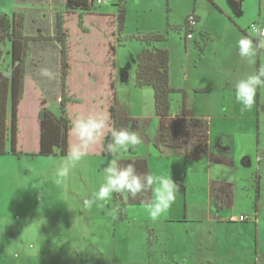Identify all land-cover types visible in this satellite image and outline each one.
Here are the masks:
<instances>
[{
  "label": "rangeland",
  "instance_id": "374dc122",
  "mask_svg": "<svg viewBox=\"0 0 264 264\" xmlns=\"http://www.w3.org/2000/svg\"><path fill=\"white\" fill-rule=\"evenodd\" d=\"M255 1L240 0L250 7L249 4ZM200 2L206 10L203 12L202 21L195 24L192 33L195 41L191 40L187 46L184 45L183 34L167 30V24L176 25L175 23L183 20L189 0H127L122 34L125 37L127 34L137 32H166V41L159 43L157 47L168 52L170 85L175 88L182 85L180 89L183 90L188 110L193 109L191 111L196 113L201 111L207 118L212 116L214 121L219 114L223 115L220 127L213 130L215 138L213 136L208 147L212 150L210 151L212 156L208 153L200 161H193L186 158L182 149H177L174 152L165 151L161 161L151 160V171L170 174L177 183L179 190L175 202L181 205V215L177 218L176 225L183 227L185 224V228L190 224L184 218V204L205 199L195 187L207 185V172L210 168L214 169L219 165L235 171L236 158L233 153L238 154L241 151L244 158L239 160L237 169L239 172L264 171V160L259 164V158L263 156H256L255 153L256 127L248 122L246 117L243 118L245 112L241 111V106L237 111H232L230 107L224 110L216 102L220 103L223 99L229 102L230 96L224 94L225 98L222 99V94L216 90L208 94L193 92L189 86L196 83L198 78L192 71L188 75L187 70V66H193L202 55L199 47H203L204 41L198 30L202 25L209 31L212 30L213 35L217 37L215 41L208 43L207 54L203 55L205 62L212 59L220 60L223 52L230 51L225 71H232L234 75H245L264 68V49L258 50L253 63H248L239 55L235 45L237 39L243 35L244 32H241L243 29L249 35L251 18L264 24V0L260 9L256 8L252 13H247L246 8L240 10V13L235 9L236 6L227 8L226 4H235L233 0ZM113 4L114 0H108L101 4L98 10L115 13L116 7ZM0 11L12 17V0H0ZM134 45L144 47V43L139 40L128 38L121 40L116 49L119 67L126 70L128 62V66H136V55L132 58L133 63L130 62ZM241 67L243 69H239ZM222 82L226 84V81ZM121 84L126 83L119 82L118 90L122 88L120 86H125ZM118 90L119 119L127 114L128 107L126 99ZM258 96L264 101V87L257 90L256 97ZM178 98L177 95L176 100ZM210 102L215 103L213 105L215 111L208 108ZM201 103L203 106L200 107ZM175 108L177 109V105ZM248 112L249 110L246 111ZM132 115L136 116L134 113ZM261 115V121L264 122V112ZM129 119L128 125H132L133 118ZM150 123L154 126L155 121ZM261 126L263 148L264 123ZM135 131L138 132V129ZM217 134L219 136L216 139ZM140 137L139 147L142 151H145V142L154 150L156 143L152 144L150 140L152 135L150 137L149 131L146 133L142 131ZM224 148L227 149L222 150ZM221 156H224L225 160H216ZM64 158L61 156L17 158L10 154L0 155V221L7 218V223H0V264H137L134 259L145 256L149 251V244L152 242L150 235L166 232L170 221L169 214L158 221H152L145 206L122 209L114 197L104 203L85 206L84 199L103 182L105 167L115 159V153L109 154L106 151L101 157L86 156L73 169L67 188L59 187L53 182L55 166ZM247 158L251 159L250 164L243 162H248ZM164 164H167V171ZM252 185L256 186L254 182Z\"/></svg>",
  "mask_w": 264,
  "mask_h": 264
},
{
  "label": "trees",
  "instance_id": "16d2710c",
  "mask_svg": "<svg viewBox=\"0 0 264 264\" xmlns=\"http://www.w3.org/2000/svg\"><path fill=\"white\" fill-rule=\"evenodd\" d=\"M114 1L116 12L105 13L98 10L99 0H12L11 19L0 15V155L66 157L75 142L69 120L77 113L107 112L116 128L132 129L117 117L116 49L126 38L144 43L136 55L134 84L153 92L160 120L157 150L183 148L193 161L206 155L210 122L202 115L188 117L183 90L169 83V55L157 47L166 41V32L123 37L127 0ZM195 24L197 17L191 13L182 24H167V30L182 33L185 40ZM199 36L206 38L202 31ZM44 69L51 77L41 74ZM177 95L178 111L172 115ZM107 142L105 138L92 146L88 156H104ZM130 155L134 161L117 154L114 160L134 162L137 172L150 171L146 158L133 151ZM218 191L229 201L224 187ZM113 197L122 209L144 206L141 201L148 199L147 194ZM253 200L255 205L257 195Z\"/></svg>",
  "mask_w": 264,
  "mask_h": 264
},
{
  "label": "crops",
  "instance_id": "0c3cea01",
  "mask_svg": "<svg viewBox=\"0 0 264 264\" xmlns=\"http://www.w3.org/2000/svg\"><path fill=\"white\" fill-rule=\"evenodd\" d=\"M233 1L235 3L234 5L226 4V7L230 8V6H236L235 9L238 13L244 8L247 9V13H252L256 8L260 9L263 2V0H256L249 4L251 5L250 7L245 3L240 2V0ZM223 3L225 4L226 2ZM205 10L206 9L201 4L200 0H189V5L186 9L187 12H184L185 15L183 16V20L180 22L175 21L178 22L175 24H182L186 16L191 13L196 15L197 23H200L203 19V12H205ZM0 15H6L11 19L9 15L3 14L2 11H0ZM251 20L253 22L254 18H251ZM193 29L195 30V27H193ZM198 30L206 34V38L203 40V47H199V50L202 53L199 60L195 61L193 66H187L188 75L192 71L196 73L198 78V81L193 85H190L189 88L195 93L200 92L205 94L210 93L212 90H216L219 94H222V99L224 94L226 96L228 95L231 97L229 102L223 99L220 103L216 102V104L223 107L224 110H227V108L230 107L232 111H237L241 105L235 101L233 84L235 80L243 74L234 75V72L232 71H225L228 66L227 59L230 51H227L228 53L223 52L220 60L212 59V61L209 60L205 62L203 55L207 54L208 43L215 41L217 37L213 35L212 30L209 31L203 25L199 26ZM241 32H244L243 35H246L244 29ZM129 35L131 34L125 36ZM191 40L195 41L193 35L191 38H185L184 45L187 46ZM141 49L142 46L140 45L133 46L130 62L133 63V56L137 55ZM117 57L118 54L116 52V88L118 90L119 82L126 83L121 84L125 86H120L122 88L118 91H120L126 99L129 110H127L126 115L119 117V120L129 122V117H132V130L135 131L138 129L139 134H141L142 131H145V133L146 131H149L150 137L152 135L150 140H152V144L154 145L157 142L156 137L158 139L157 130L159 128L160 120L154 109L153 92L150 88H136L134 84L135 66H128V62L127 69L125 70L117 65ZM239 69L243 68L241 67ZM218 71L220 72L219 74L216 73ZM222 81H226V84L224 85ZM175 86L179 87V85ZM180 87H182V85ZM180 87L178 89H180ZM258 89L261 90V88ZM186 103L187 102H185V111L188 117L204 116L201 111L196 113L191 111L193 109L188 110ZM175 105H177V109L175 108ZM213 105H215V103L210 102L207 106L210 110L212 109L215 111L216 109ZM255 105L256 107H253V110H249L248 113H246L247 110L244 111L245 115L243 118L246 117L248 122L256 127L257 134L255 138L257 147L255 153L256 156H263L262 158H259L260 164L262 160H264V147L261 148V142L263 141L261 125L264 123L261 121V113L264 112V101L258 96V98L256 97ZM199 106L201 107L203 104L201 103ZM177 111L178 103L176 100L172 109V115ZM132 112L136 114L135 117L132 115ZM222 116V114H219L216 119L217 121H214L212 116L208 118L204 116L210 122L209 144L214 136V128L216 129L220 127L219 123ZM153 120L155 121L154 126L150 123ZM218 136L219 134H217L216 139ZM223 142H225V138H223ZM106 144H104L105 153ZM144 145L145 151H142L138 146L133 152H135L137 156L144 157L148 160L149 170L151 171V160H163V153H165V151L159 152L156 147L152 150L148 142H145ZM181 149L186 156L184 149L180 148L179 150ZM226 149L227 148H224L222 150ZM171 151L174 152V150ZM210 151L212 150L208 148L206 154H210ZM241 154V151L238 154L233 153V156L236 158L234 164L235 171H231V168L219 165L214 169L210 168L209 172H207V185L195 187V190L200 193L203 198L205 196V199L203 201L193 200L194 202L191 203L185 202L184 218L186 222H189L190 224L188 228H185V224L183 227L176 225V220L181 215V205L178 202L172 204L168 211L170 216L168 219L170 221H167L169 225L166 227V232L150 235V240L152 242L149 244V251H147L145 256H141L140 258L136 257L134 259L137 264H264V171L256 170L251 173L250 171L248 173L239 172L237 170L239 160L244 158ZM210 155L212 156V154ZM238 155H240V157ZM211 159L212 158L210 157V160ZM216 160L225 159L224 156H221V158ZM250 160V158H247L248 162H243L250 164ZM164 165V168L167 171V164ZM209 166L211 167V165ZM253 182L256 187H258L257 194H254L255 187L252 185ZM220 187H224V190L230 195L229 201L225 198L226 195L222 191H218ZM186 190L187 188H185V193H187ZM255 195H257V200L255 205H253V196ZM239 216H245L246 220L237 221L236 219ZM155 242H157L156 245L154 244Z\"/></svg>",
  "mask_w": 264,
  "mask_h": 264
},
{
  "label": "clouds",
  "instance_id": "9594fccd",
  "mask_svg": "<svg viewBox=\"0 0 264 264\" xmlns=\"http://www.w3.org/2000/svg\"><path fill=\"white\" fill-rule=\"evenodd\" d=\"M239 55L248 63H253L258 50L264 49V24L253 21L249 24V35H241L236 41ZM42 75L51 77L44 69ZM264 87V68L254 73L237 78L233 84L235 101L241 105V111L251 110L256 104L258 88ZM70 132L75 142L67 151L66 157L55 166L53 182L67 188L74 168L88 156L89 149L108 138L106 151L117 154L121 158L134 161L130 152L141 144L140 134L128 127L116 128L110 121L107 112L77 113L69 120ZM179 190L170 174L154 171L137 172L134 162L122 164L119 160H111L105 167L103 182L93 190L84 204L104 203L114 194L135 199L138 195L147 194L148 199L141 202L152 221H158L167 215L176 200ZM0 223H7V218Z\"/></svg>",
  "mask_w": 264,
  "mask_h": 264
},
{
  "label": "built area",
  "instance_id": "2783aa9c",
  "mask_svg": "<svg viewBox=\"0 0 264 264\" xmlns=\"http://www.w3.org/2000/svg\"><path fill=\"white\" fill-rule=\"evenodd\" d=\"M99 2H101V0H99ZM106 2H107V1L104 0V1H102L101 3L103 4V3H106ZM189 22H190V23L194 22L193 16H190V17H189ZM191 37H192L191 34H188V35H187V38H191ZM245 218H246L245 216H239L236 220H237V221H244V220H246Z\"/></svg>",
  "mask_w": 264,
  "mask_h": 264
}]
</instances>
